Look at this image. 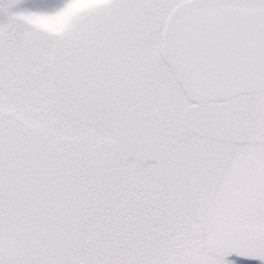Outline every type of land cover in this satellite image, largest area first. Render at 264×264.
I'll list each match as a JSON object with an SVG mask.
<instances>
[{
  "label": "snow or ice",
  "instance_id": "snow-or-ice-1",
  "mask_svg": "<svg viewBox=\"0 0 264 264\" xmlns=\"http://www.w3.org/2000/svg\"><path fill=\"white\" fill-rule=\"evenodd\" d=\"M0 264H264V0H0Z\"/></svg>",
  "mask_w": 264,
  "mask_h": 264
}]
</instances>
